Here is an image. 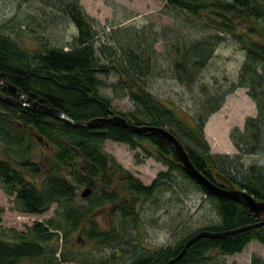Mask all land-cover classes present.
Returning <instances> with one entry per match:
<instances>
[{"label":"trees","instance_id":"16d2710c","mask_svg":"<svg viewBox=\"0 0 264 264\" xmlns=\"http://www.w3.org/2000/svg\"><path fill=\"white\" fill-rule=\"evenodd\" d=\"M36 1L43 8L57 10L70 19L77 28V34L68 45H45L32 50L0 32V79L4 78L26 95H38L48 105L76 121L110 117L115 112L131 123L163 128L183 144L195 167L207 178L223 185L217 178V174H222L237 189L246 190L264 201V42L251 36L255 32L251 27L246 32L241 31L247 21H264V0H163L164 9L170 10L178 19L174 29L164 31L163 41L167 40L164 59L155 47L161 40L160 36L156 34L153 37L145 28L133 33L126 31L118 36H114L116 31L102 34L104 30L100 31V23L84 10L81 0ZM228 38L246 51L237 77L227 79L226 85L203 86L204 70L217 47ZM163 60L166 67L162 66ZM158 69L186 90L187 94H177L181 105L175 98L162 99L150 89V82L157 74L160 75ZM112 74L119 76V82L113 85L115 90L120 86L128 91L124 96L134 103L133 111H115L111 98L102 94L106 82L100 75ZM239 88L247 90L257 106L258 115L249 117L243 130L235 128L231 131L230 138L238 153L213 154L205 136L206 123L222 108L227 95ZM3 93L11 94L7 89ZM36 136L55 147L42 184L32 183L18 168L31 169L39 175L40 169L30 157L14 161L1 156L0 183L5 192L14 197L20 212L41 215L56 203L59 205L58 219L37 221L27 232L11 231V239L0 237V264H22L25 261L71 264L75 254L59 252L51 241L59 238V230L64 231L67 238L70 230L80 228L90 241L98 245H112L117 240L116 244L113 242V252L117 254L116 251H120L123 258L129 256L123 264H166L199 232L222 233L260 220L246 206L211 195L189 177L173 147L161 135L133 133L118 123L86 128L53 118L42 111L0 101V140L8 150L15 144L24 143L30 151L34 143H39ZM107 140L127 144L133 149L147 142L150 156L164 163L169 170L160 172L147 186L128 175L126 181L131 198L127 199L128 202L118 203L121 225L101 229L91 217L92 210L122 198L112 185L117 170L123 169L103 149ZM148 145L155 147V153L148 149ZM5 154L11 157L7 151ZM246 155L256 159L246 165ZM65 171L71 174L72 179ZM176 173L189 179L214 203L218 222L189 233L176 244L142 252L137 249L135 236L129 233V229L138 222L137 201L139 197L157 198L159 192L167 191L170 186H161L160 181L174 182ZM80 186L91 188V195H99L91 206L77 205ZM91 195L87 198L90 199ZM89 218V227L85 229L84 224ZM124 236L128 238L122 239ZM255 240L264 244V226L221 237H202L194 241L186 254L173 264H212L209 261L214 260L213 252L231 256L241 253ZM120 257L112 253L108 259L98 262L80 260L76 264H117ZM251 264H264V258L253 256Z\"/></svg>","mask_w":264,"mask_h":264},{"label":"rangeland","instance_id":"374dc122","mask_svg":"<svg viewBox=\"0 0 264 264\" xmlns=\"http://www.w3.org/2000/svg\"><path fill=\"white\" fill-rule=\"evenodd\" d=\"M81 4L84 10L100 23V31L104 30L102 34L116 31L114 36H118L126 31L133 33L144 28L151 32L153 37L158 34L161 40L155 44V47L160 57L164 59L167 48V40L163 41L164 31L174 29L178 19L170 10L164 9L163 0H81ZM249 27L255 30L251 36L264 42V21H247L241 31L246 32ZM0 32L10 35L23 47L33 50L45 45H68L76 36L77 28L70 19L57 10L43 8L36 0H0ZM168 35L172 36L170 33ZM245 56L246 51L241 45L228 38L217 47L210 59L203 72L202 85L210 86L215 83L226 85L227 79L234 80ZM162 66L166 67L164 60ZM158 71L160 75L157 74L150 82V89L162 99L175 98V101L181 105L177 94L182 92L187 94L186 90L171 80L161 69ZM100 77L106 82V87H103L101 92L104 96L111 98L114 110L122 113L133 111L134 103L128 96H124V93L128 91L120 86L115 90L113 86L119 82L118 74L100 75ZM1 80L6 81L4 78ZM7 96L14 98L12 92ZM219 111L216 115L214 113L206 123L205 136L213 154H226L227 151L233 152L235 147L230 138L231 131L235 128L243 130L246 120L249 117H256L258 110L253 99L247 94V90L239 88L227 95L225 104ZM143 146L133 149L127 144L112 140L103 143V149L114 157L123 169L117 170L112 185L122 197L117 203L128 202L127 199L131 198L126 181L128 175L147 186L153 183L160 172L169 170L164 163L150 156L147 152V142H144ZM148 149L155 153V147L148 145ZM6 151L11 157L5 154ZM54 152L55 147L52 144L40 142L34 143L30 151L26 149L24 143L15 144L8 150L4 141L0 140L1 157L11 158L14 161L30 157L39 167V175L31 169L18 167L29 181L37 185H41L47 176V165L53 160ZM236 153H238L237 149L233 154ZM255 159L254 156L246 155L244 163L249 165ZM65 174L72 179L68 171H65ZM174 177L176 178L174 182L161 179V186L168 184L170 187L163 193L159 192L157 198L139 197L137 201L135 211L138 214V222L136 221L134 226H132L134 223L129 225L132 226L129 233L135 236L137 249L142 252L176 244L189 233L218 222L214 203L183 175L176 173ZM85 188L86 186L79 187L77 197V205L84 208L94 204L99 197L94 194L90 199L82 197L81 193ZM117 203H104L92 210L91 217L101 229L120 227ZM58 208L59 205L55 203L41 215L22 213L18 210L14 197L9 196L0 183V237L11 239V231L27 232L37 221L46 222L53 217L57 218ZM90 219L85 222L83 228L88 229ZM70 231L66 238L64 231L59 230V238H54L51 244L59 252H73L75 256L71 264H76L80 260L98 262L110 258L112 253L115 257L118 256L113 252L112 246L117 240H114L112 245L102 246L95 241H90L81 228ZM124 238L128 237L124 236L122 239ZM59 252L57 256L60 255ZM211 255L214 260L209 263L212 264L223 262V264H251L253 256L264 258V244L255 240L249 243L241 253L224 256L213 252ZM127 258L129 256L124 258L121 256L117 264H123ZM22 264L34 263L25 261Z\"/></svg>","mask_w":264,"mask_h":264},{"label":"water","instance_id":"95a60500","mask_svg":"<svg viewBox=\"0 0 264 264\" xmlns=\"http://www.w3.org/2000/svg\"><path fill=\"white\" fill-rule=\"evenodd\" d=\"M4 89H7L10 92H12L14 98L5 95L3 93ZM0 101L13 106L27 107L35 111H42L53 118L65 120L73 125L82 126L86 128H96V127L104 126L106 124L118 123L123 125L125 128L129 129L133 133H137V134L150 133L153 135H161L173 147L175 155L177 156L183 171L189 177L195 180L200 186L204 187L211 195L238 202L246 206L255 215V217L260 219L258 222L252 225L237 230L226 231L222 233H214L210 231L199 232L193 237H191L184 245L182 251L176 257L169 260L166 264H173L174 262L182 258L186 254L189 246L199 238L221 237L239 231L248 230L259 226H264L263 200L256 198L246 190L237 189L236 186L227 177L223 176L222 174H217V178L219 182L223 185L217 184L212 180H210L209 178H207L201 171H199L195 167L183 144L175 137V135L171 134L170 132H168L163 128L151 126L149 124L137 125L131 123L127 118H125L120 114H116L115 112H113L110 117H99L92 119L90 121H76L70 118L63 111L55 109L50 105H48L44 99L38 98V95L34 93L26 95L16 86H13L8 81L4 82L1 79H0ZM36 138L40 143L47 144L46 142L43 141L42 137L36 136ZM91 193H92V189L87 187L82 191L81 196L87 198L91 195Z\"/></svg>","mask_w":264,"mask_h":264},{"label":"crops","instance_id":"0c3cea01","mask_svg":"<svg viewBox=\"0 0 264 264\" xmlns=\"http://www.w3.org/2000/svg\"><path fill=\"white\" fill-rule=\"evenodd\" d=\"M218 112H220V111H218ZM218 112H217V113H218ZM215 115H216V113H215ZM212 117H213V116H212ZM211 121H212V120H211ZM240 128H242V127H240ZM235 150H236V148L234 147V148H233V152H231V151H227V152L225 151V152H226V154H229V153H230V154H231V153L233 154V153H235ZM225 152H224V153H225Z\"/></svg>","mask_w":264,"mask_h":264},{"label":"flooded vegetation","instance_id":"af4514ba","mask_svg":"<svg viewBox=\"0 0 264 264\" xmlns=\"http://www.w3.org/2000/svg\"><path fill=\"white\" fill-rule=\"evenodd\" d=\"M147 197V196H146ZM118 202V201H117ZM117 202H115V203H117ZM118 204V203H117ZM117 252V255L120 257L121 256V253H120V251H116Z\"/></svg>","mask_w":264,"mask_h":264}]
</instances>
